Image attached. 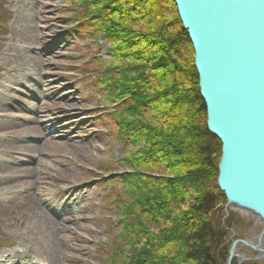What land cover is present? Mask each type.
Here are the masks:
<instances>
[{
  "label": "trees",
  "instance_id": "obj_1",
  "mask_svg": "<svg viewBox=\"0 0 264 264\" xmlns=\"http://www.w3.org/2000/svg\"><path fill=\"white\" fill-rule=\"evenodd\" d=\"M76 11L77 22L88 21L110 44L109 62L95 77L115 105L121 143L133 146L112 200L129 243L115 264H224L232 225L219 206L221 144L206 126L192 44L175 3L78 0Z\"/></svg>",
  "mask_w": 264,
  "mask_h": 264
},
{
  "label": "rangeland",
  "instance_id": "obj_2",
  "mask_svg": "<svg viewBox=\"0 0 264 264\" xmlns=\"http://www.w3.org/2000/svg\"><path fill=\"white\" fill-rule=\"evenodd\" d=\"M26 1L39 8L33 20L38 25L40 36H32L35 38L32 42L36 44L29 43L31 46H25L26 43L22 45V40L15 38L19 29L18 15L24 20L29 18L26 13L23 14L24 6L20 0H2L8 14H2L7 22L0 26V105L4 106L5 101L15 104L28 100L30 92L41 94L44 98L39 103V110L43 112V116H57V123L66 129L60 133L55 130L57 135L52 134L50 139L40 144L39 153L45 155L39 163L32 166L38 170L40 179L34 176L31 168L32 174L28 177L19 176L12 180L17 189H35L39 201L44 195H49L50 199L55 198L56 201L60 197L67 198L69 194L76 197L81 191L87 195L81 209L71 213L72 215L64 213L61 221L59 220L60 225L55 228L56 241L60 248L63 247L59 257L61 264L123 262L129 253V243L120 237L123 225L115 219L118 208L112 200L116 191L121 188L117 183L119 173L130 169L123 166L122 159L124 155L133 152V146L132 143H121L109 103L106 96L98 92L94 77L98 70L96 67L105 66L109 62L107 50L110 44L105 42L102 35L93 32L88 21L76 22L74 16L77 14L78 0ZM38 46L41 47L40 50L43 47L45 49L44 64L40 69L36 67L35 73L29 69L31 64H21L23 70L20 69L14 58L15 51L19 48L23 51L27 49L31 58L32 53L39 51L36 48ZM54 50L55 54L52 56L51 52ZM17 76L19 81L16 83L13 78ZM57 94L58 96H54ZM5 112H0V121L5 120V124L12 127L0 129L2 135H7L3 141H11L19 132L27 133V124H23L26 120L21 121L28 116L27 113H9L7 109ZM60 119L62 120L59 121ZM77 143L83 145V150L71 148V144ZM5 147L0 146V157L15 158ZM5 166L7 167L4 169L0 167V181H3L2 177H6L2 173L7 172L8 167H25L18 163ZM213 188L210 190H214ZM188 194L191 198L195 196L192 191ZM17 203L10 206L8 215L0 217V243L7 242L0 253L9 249L13 253H19L23 259L34 261L57 254V246L44 241V232L39 222L30 219L28 212H20ZM228 212V217H225L231 219L235 238L242 237L253 218H243L242 213L232 209H228ZM49 216L54 220L59 219L52 212H49ZM25 244L29 247V253ZM119 244L121 250L117 251ZM241 250L251 253L245 247ZM250 263L264 264L263 261Z\"/></svg>",
  "mask_w": 264,
  "mask_h": 264
},
{
  "label": "water",
  "instance_id": "obj_3",
  "mask_svg": "<svg viewBox=\"0 0 264 264\" xmlns=\"http://www.w3.org/2000/svg\"><path fill=\"white\" fill-rule=\"evenodd\" d=\"M173 2L192 44L207 129L221 144L222 206L259 226L255 237L232 241L225 264L237 244L256 252L239 260L264 262V0Z\"/></svg>",
  "mask_w": 264,
  "mask_h": 264
},
{
  "label": "bare ground",
  "instance_id": "obj_4",
  "mask_svg": "<svg viewBox=\"0 0 264 264\" xmlns=\"http://www.w3.org/2000/svg\"><path fill=\"white\" fill-rule=\"evenodd\" d=\"M20 2L24 6L25 12H23V14L26 13L30 19L26 18L24 20V18L22 16L18 15V17H20V19L18 20L19 29L15 33V38L22 40L20 43L22 45L25 43H26V45H29V46H31L29 43H31L32 45H35L36 43L32 42L33 41L32 39H35V38L32 36L35 35V37L38 38L40 36V31L37 29L38 25L33 20V16H34V14L36 15V13L38 12L37 10H39V8L36 5L31 4L30 1L20 0ZM29 15H31V16H29ZM36 48H41V47L38 46ZM51 54L53 56L55 54V50L52 51ZM15 56L16 57H14V58L16 59V63L20 65V67H19L20 69H22L21 64H23V65L24 64H31L32 66L29 69L33 73H35L36 67L38 69H40V67L44 64V60L46 57L44 53L34 52V53H32L31 58H30V56L28 55V52L23 51L22 48H19L15 51ZM42 79L44 80L45 78L43 77ZM14 80L19 81V80H16V78ZM24 81H25V83H24V85H25L26 84V78H24ZM54 96H58V94L54 95ZM2 107H3V105L1 104L0 105V111L3 110ZM4 108L7 109V107H5V106H4ZM56 114H59V113H56ZM71 117H73V116H71ZM51 120L52 119L48 118L47 120H45V122L51 121ZM5 123L6 122L3 120L0 121V129H7L9 127H12L11 125H6ZM7 124H9V123H7ZM28 126H30V125H28ZM64 128H66V127H64ZM39 129L43 130V127L40 126ZM53 129L61 130L62 128L59 126V124L57 126L54 124ZM12 144L13 143H10V142H1L0 141V146L10 147ZM22 146H24V145H22ZM70 146L72 149H74L76 151L83 150V145H81L79 143L71 144ZM27 147L32 148V149H36V146H34L32 144H29ZM18 150H20V149H18ZM2 166H3L2 169L6 168V166H4V165H2ZM34 175H36L35 170H34ZM0 184H2V181H0ZM83 199H87V195L82 191L78 192V195L76 197H73V199H70V201H68V202L73 203V206L71 209L67 210V214L69 213L70 215H72L71 213H76L75 211L78 212V210H80L82 205H83ZM75 203H76V205H75ZM18 209L20 212L26 211V212L30 213L32 219H34L36 222H39V224L41 225L42 232H44V238H45L44 241L57 246L56 250H58V253L54 254L55 257L52 254H50V256L48 257V260H46L47 264H61L60 262L57 261V258L60 255V252H62L63 247H61V248L59 247V245L56 241V234H55V228H57L60 225V222H58L57 220H54L53 218H51L49 216L48 209L43 207V205L40 203V201H38V199L35 195H32L31 197H28V198H24V200L21 203H19ZM9 211H10V204L0 202V217H5L6 215H8ZM50 228H52L53 230H50ZM258 232H259V227H258L256 234Z\"/></svg>",
  "mask_w": 264,
  "mask_h": 264
},
{
  "label": "flooded vegetation",
  "instance_id": "obj_5",
  "mask_svg": "<svg viewBox=\"0 0 264 264\" xmlns=\"http://www.w3.org/2000/svg\"><path fill=\"white\" fill-rule=\"evenodd\" d=\"M242 216H243V218L248 217V216H245V215H242ZM248 218H249V217H248ZM250 220L252 221V224L250 225L249 229H247L248 231H246V232L242 235V237H238V238H250V237H254V236H255L256 231H257V228H258L259 226L256 225V224L254 223V220H253V219H250ZM243 247L248 248L249 251H250L251 253H253V251H252V249H251L250 247H248V246H243V245H240V244H239L238 247H237V252H238V253H241V254H245V255L251 254V253H249L247 250H246V251L241 250Z\"/></svg>",
  "mask_w": 264,
  "mask_h": 264
}]
</instances>
